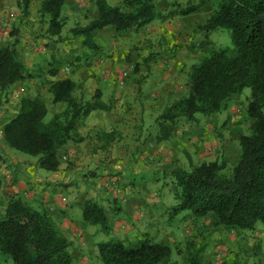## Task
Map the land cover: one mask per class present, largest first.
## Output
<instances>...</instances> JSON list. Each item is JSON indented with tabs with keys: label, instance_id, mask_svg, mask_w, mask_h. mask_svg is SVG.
<instances>
[{
	"label": "trees",
	"instance_id": "obj_1",
	"mask_svg": "<svg viewBox=\"0 0 264 264\" xmlns=\"http://www.w3.org/2000/svg\"><path fill=\"white\" fill-rule=\"evenodd\" d=\"M67 0H43L42 16L48 17L47 34L61 36L65 20L62 8ZM208 0L171 3L165 13L156 0H121L111 5L96 0L97 17L85 26L70 30L69 38H80L82 45L94 54L101 50L98 31L113 27L116 32L140 31L154 20L167 21L179 15L200 11ZM30 0H19L24 15L29 13ZM218 29L230 32L231 47L212 48L188 73L187 93L167 106L156 118L165 132L157 141L167 140L180 119L197 121V115L219 113L229 98L251 89L247 105L250 133L240 134L241 154L231 174L224 171L222 161H202L189 169L175 168L173 175L178 203L175 215L191 211L196 218H214V226L237 230H254L264 225V0H217L205 22L195 27L196 33ZM19 40L0 45V102L8 101L10 88L31 78L27 64L17 48ZM138 69L136 68V71ZM57 72L54 71L53 75ZM78 84L70 78L54 82L50 87L54 103L65 104L62 112L46 121L47 105L40 97H23L15 112H8L3 126L5 145L18 153L37 158L40 168L54 172L61 164L60 151L69 143H80L84 137L79 128L95 110H109L101 92L84 100L76 97ZM106 143L114 140L112 133L102 134ZM104 147V146H102ZM0 204V252L13 264H73L69 251L71 242L65 237L49 212L30 206L20 197L11 196ZM83 219L90 225L110 232L104 209L95 201L84 204ZM203 245L190 243L186 264H210L203 259ZM259 244L255 245V249ZM169 245L145 238L137 245L109 241L99 245L101 264H160L169 258Z\"/></svg>",
	"mask_w": 264,
	"mask_h": 264
},
{
	"label": "rangeland",
	"instance_id": "obj_2",
	"mask_svg": "<svg viewBox=\"0 0 264 264\" xmlns=\"http://www.w3.org/2000/svg\"><path fill=\"white\" fill-rule=\"evenodd\" d=\"M33 1L38 2L39 0H30L29 13L24 15L19 6V0H0V45L12 43L17 38L19 40L17 48L23 55L29 72L34 74L32 75L33 79L28 78L13 85L9 91L11 93L8 96V101L0 102V132L3 131V124L7 121V111H17L23 97H40L46 104H54L51 101L53 95L50 92V87L58 80L74 75L79 77L81 81L76 82L78 87L74 95L84 100L93 98V94L97 91L95 88L97 83L92 86L86 84V80L91 77L90 71H104V74L108 75V80L121 92L125 90L124 84L133 82V93L130 91L127 99L120 98L116 103L111 104L113 108L110 107L109 110H106L109 113H106L107 117L103 121L97 118L87 127L83 122L79 129L82 132H88L87 128L92 126L94 127L93 132L96 130L97 133L110 130L118 132L115 137L117 138L116 148L130 150L134 153V155H130L135 158L130 164L126 163L118 170L115 169L109 176L114 178L112 187L119 197L126 199L131 193L136 194V198H138L137 223L143 225L144 228L152 219V208L158 205L155 211L156 216L152 221L159 228L150 230L151 236L148 237L169 245L172 250L171 256L160 264H186L190 243L196 246H205L202 256L210 264H218V262L222 264L221 261H224L225 264H264L262 251L252 250L249 247L251 242L255 245L261 244L263 239L260 237V232L264 231V225L259 223L254 230H237L235 233L230 232L229 228L215 231L214 220L211 217L196 218L191 211L175 215L172 207L178 186L173 171L177 167H182L174 161L175 164L172 165H159L157 170L148 168L149 153L152 151L154 142L161 143L162 141H157V136L165 132L161 125L156 123V118L167 106L187 93L188 73L191 66L212 48L232 46L230 32L226 29H218L208 34L194 31L198 24L203 23L211 15L217 0H208V3L196 13L180 15L182 16L180 20L185 21V27H182L184 23L180 24L182 31H179V35L175 34V30H177L175 27L164 32L162 29V33H160L159 29L157 30L155 25H152L153 23L140 31H126L120 34L113 27H106L97 33V42L101 47L98 54L85 48L80 38L68 37L72 28L85 26L84 23L92 18L93 11H95L93 4L90 7L87 4L85 8H82L80 6L82 0H67L61 14L65 23L61 36L58 37L47 34L48 17L41 15L40 8L38 9L34 4L31 5ZM190 1L199 2V0ZM173 2L178 1L157 0L159 8L164 13L171 8L170 5ZM79 10L81 11L79 12ZM74 11L75 13L79 12L80 15L74 16ZM10 13L14 15L8 17L7 15ZM158 23L167 25V22L160 20ZM171 23L176 24L175 21ZM123 70L129 72L128 77L117 81V75ZM54 71L59 74L53 75ZM162 76L168 79L163 81ZM138 77L141 78H139L141 80L139 83ZM159 82L165 86V91L156 87ZM100 92L102 96L103 93ZM250 97L251 89L245 88L235 98H229L221 112L207 116L198 114L195 122L180 119L177 122V130L179 128L180 131L185 132L190 139L194 136L195 141L190 143L194 146V142H196L198 146L202 143L201 140L199 141L201 137L198 135H206L211 132L209 124L214 125L210 123L213 118L217 120L215 132H223V120L227 117L229 119L236 117L237 119L232 125L236 127L233 132L249 134L250 119L247 105ZM58 106L54 107V111L58 110L56 113L65 109L63 103L60 104V107ZM52 117L53 115L49 111L45 119L48 121ZM102 122L106 123L107 129ZM98 127H103L105 130L96 129ZM125 132H128L129 136L125 135ZM96 135L93 133V136L96 137ZM137 135L138 138H135ZM217 147L219 146L217 145ZM207 149L209 150V148ZM239 149L241 151L240 144ZM212 150H214L213 147ZM215 152H217L215 154H219V157L221 156L219 149ZM65 154L69 156V161L62 160V156ZM138 156L143 158L140 163ZM60 157L61 163L67 164L69 168H73L72 165H75L74 162L77 160L74 153L67 151L61 152ZM87 157H90V153ZM220 159V161L223 160L222 157ZM239 159L240 155L235 160L228 161V167L224 171L227 175L231 174ZM39 171L48 173L41 168ZM87 172L85 176L95 171L87 170ZM123 173H125L124 178H130L132 185L125 184L130 187L131 192L126 191L123 186L124 179L122 181L121 176ZM79 177L81 184L83 182L87 184L90 180V178L85 180L83 175H79ZM140 187L143 188L142 191ZM201 221L205 223H201ZM137 223L136 225H138ZM136 227L138 228V226ZM239 231L242 233L237 234ZM117 239L124 240V238ZM135 240L124 242L126 245H137L142 241L135 242ZM236 241L238 242L235 243ZM0 264H13V262L0 252Z\"/></svg>",
	"mask_w": 264,
	"mask_h": 264
},
{
	"label": "crops",
	"instance_id": "obj_3",
	"mask_svg": "<svg viewBox=\"0 0 264 264\" xmlns=\"http://www.w3.org/2000/svg\"><path fill=\"white\" fill-rule=\"evenodd\" d=\"M42 1L43 0H39L38 2L33 1L31 5L34 4L39 9ZM87 1L88 0H82L80 6L85 8L87 4L89 7L93 4L95 11H93L92 18L87 20L84 25H87L92 19H95L98 13L96 10V0H91L89 3ZM120 1L121 0H107L111 5L118 4ZM177 1L184 5L190 0ZM80 11L81 10H79V12ZM79 12L75 13L74 11V16L77 17V15H80L78 14ZM181 18L182 16L179 15V17L176 16L167 21H162L167 22V25H160L158 20H154L152 22L153 24H151L155 25V28L157 30L159 29L160 33H162V29L164 32L171 27H175L177 29L175 30V34L179 35L182 31L180 27L182 25L180 24L184 23L182 27H185V21L180 20ZM174 21L176 24L171 23ZM20 58L24 61V57L21 53ZM104 73V71H90L91 77L86 80V84L92 86L97 83L95 88H97L96 90L102 91V101L106 105L111 107V104H114V102L116 103L120 98L124 100L127 99V95L130 91L133 93V82L124 84L125 90L121 92L119 88L108 80V75ZM120 73L117 75V81L121 80ZM75 77L76 75L69 78L77 83L81 81L79 77ZM139 78L140 77H138V79ZM30 79H33V76ZM140 79L138 83L141 81ZM167 79L168 78L162 76L163 81ZM159 84H161V82H159L156 87L165 91V86L162 84L159 86ZM236 96L237 95L231 98H235ZM60 104L62 103L46 104L48 112L51 111L52 115H54L58 112L56 109L54 111V107L56 105L60 107ZM112 108L113 107H111V109ZM106 113L109 112L106 110L93 111L85 118V127L92 124L97 118L103 121L104 118L107 117ZM236 119V117H231L230 119L228 117L225 118L223 120V132H215V130H217V120L213 118L210 123L214 125L209 124L211 126V132L206 135H198V137H201L199 141L201 140L202 143L197 146L196 142H194L196 145L195 148V145L192 146L190 143L191 141H195V137L193 136L190 139L185 132L180 131L178 128L167 140L161 143L154 142L152 151L149 153L148 168L157 170L161 164L167 166L175 164L176 162L178 166L189 169L192 165L199 164L202 161H219L221 160L220 157L228 164L229 160H235L241 152L239 149L240 134L238 132H233L236 127L232 126ZM102 123L107 129L106 123ZM87 129L89 130L88 132H82V130L79 129V134L85 138L84 141L80 143L69 142L60 151V153L63 151L74 153L77 160L74 162L75 165H72L73 168H69L67 164L61 163L57 171H48V173H41L39 171L40 167L36 158L18 153L5 145L3 131L0 132V204H6L11 196L16 195L36 209L44 208V210H47L61 233L71 242L69 251L72 256L73 264H101L99 259L100 243L123 240L117 238H124L122 241L124 244V241L131 242V239H136L135 242H137L138 240H143L151 236L150 230L153 231L155 228H159L155 226L154 221H152L156 216L155 211L158 205L152 208V219L149 220L148 227L145 226L144 228L143 225L137 223L138 217L136 208L138 206V198H136V194L131 193L129 198L124 199L121 196L119 197V194L115 193L113 190L114 178L109 175L112 171L115 169L118 170V168L124 164H130L133 159H135L130 155H134V153L130 150H118L116 148L115 144L117 138L115 137H117L118 132L113 130L105 131L113 133L115 140L107 144L105 137L102 135L104 132L97 133L96 130L93 132L94 127L92 126ZM96 129H103V127H98ZM93 133L97 134L96 137L93 136ZM199 134L202 133L199 132ZM125 135H128V132H125ZM135 138H138V135L135 136ZM217 145L221 147L219 148ZM212 147L214 150L217 147L215 151L218 149L221 151L220 157L218 156L219 154H215L217 152L212 150ZM207 148H209V150ZM88 152L90 153L89 158L87 157L89 154ZM142 159L141 156H138L139 163ZM87 170L95 172H91L88 176H85L86 173H88ZM125 173L127 174V172ZM125 173L121 175L122 181L124 179L123 186L126 191L131 192L130 187L125 183H129V185H132V183L130 182V178H124ZM79 175H83L85 180L90 178L89 182L87 184L86 182L81 184L79 182ZM140 188L142 191L143 188ZM175 193L173 205L177 204L179 200L178 191L176 190ZM67 194L69 195L67 196ZM89 199L97 202L104 209L110 224V232L108 234L101 230L99 226L90 225L83 219L84 204ZM136 223L138 225H136ZM201 223L205 222L201 221ZM136 226H138V228ZM213 228L216 231L222 228L226 229L227 227L214 226ZM229 231L235 233L237 229L229 228ZM158 233L161 234L160 231H158ZM240 233H242V231H239L237 234ZM260 234L263 241L261 244L257 243L259 247L256 249L262 251V254H264V231L260 232ZM237 242L238 241L235 243ZM254 245L255 243L252 244L251 242L249 247L253 249L255 247ZM219 263L220 262H218V264ZM221 263L225 264L224 261H221Z\"/></svg>",
	"mask_w": 264,
	"mask_h": 264
},
{
	"label": "built area",
	"instance_id": "obj_4",
	"mask_svg": "<svg viewBox=\"0 0 264 264\" xmlns=\"http://www.w3.org/2000/svg\"><path fill=\"white\" fill-rule=\"evenodd\" d=\"M7 15V14H6ZM14 14L13 13H10L8 14L7 16L8 17H12ZM129 75V72L127 70H123L121 73H120V76H121V80H124L126 77H128ZM69 159L68 155H63L62 156V160L63 161H67Z\"/></svg>",
	"mask_w": 264,
	"mask_h": 264
}]
</instances>
